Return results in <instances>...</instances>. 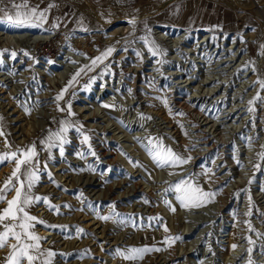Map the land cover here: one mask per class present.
Wrapping results in <instances>:
<instances>
[{"label": "rangeland", "instance_id": "374dc122", "mask_svg": "<svg viewBox=\"0 0 264 264\" xmlns=\"http://www.w3.org/2000/svg\"><path fill=\"white\" fill-rule=\"evenodd\" d=\"M89 1L87 3L96 6L95 13L91 14L93 11L87 9L82 10L78 4L68 0H29L31 5H39L40 8L49 3L56 4L57 7L52 9L53 16L51 14L54 20L64 16L61 11L63 8L68 12L64 17L69 18L72 24L69 22L64 25L62 22L58 29L50 33L52 35L61 33L60 36L48 44L40 45L42 48L36 52V58L38 57L40 63L49 62L50 67L58 65L62 68L59 70L62 73L68 66L76 65L72 62L74 60L65 64L70 57H81V61L89 63L90 58L97 56L93 46L98 49L107 48L110 45L106 42L109 40V34L117 26L123 25L124 21L127 22L126 16L141 15V18H137L139 22L135 33L124 37L118 36L111 44L115 46L116 51L104 62L101 69L93 71L78 85L73 84L60 100V108L67 109L68 104H71L74 116H69L66 110L55 113L52 105L47 108L48 105L39 101L43 92L36 90L38 84L33 82L31 87L27 88L26 84L21 82L22 79L27 81L29 78L27 75L30 73L29 70H26V73L21 71L23 68L21 60L16 58L10 61L0 54V60H3V65L0 66V83L7 86L8 90L15 91L16 101L27 110L25 114L36 129L42 132L36 148L41 166L43 167V163L47 161V169L40 173V181L33 192L35 195L48 196L52 204L60 207L57 213L55 210H49L47 205L37 203L31 211L42 213L40 219L46 221L48 225H56V227L44 225L45 230L54 234V239H48L49 237L46 239V244L53 246V251L57 253L53 264H82L81 261L86 264H246V249L249 247L246 237L249 236L256 241L252 253L256 264H264V255L260 254L264 238L256 235L264 233V215H261L264 213V161L257 155L264 151L261 148V145H264V124H261L264 110L258 101L254 106L255 112H248V101L252 98H247L246 89L238 91L245 72L237 68L231 69L232 71L222 69L225 84L230 86L222 90L224 92L222 99H219L221 93L210 94L211 97L208 98V87L203 82L213 70L219 73L221 67L209 68L212 64L208 62V52L204 48L196 47L194 53L192 47L183 48L181 42L172 47L176 49L173 50L176 53L166 51V55L152 56L147 46L139 39L147 36L151 40L154 39L162 50L169 48L160 39L150 35L145 28V25L150 29L152 26H169L157 22L154 16L150 17L148 8L161 3L160 0ZM167 1L172 3L177 0ZM9 3L10 0H4L2 7L8 6ZM248 3L250 0H245V4ZM230 5L234 6L232 3ZM48 23L45 28L51 26ZM170 27L189 31H210L174 25ZM85 28L88 30L84 31ZM259 30L264 31V19L259 15L248 18L241 29L255 37ZM218 33H222V30ZM78 35L84 38L91 35V38L86 44H80L76 41ZM61 41L63 44H60ZM165 41L168 43L171 40ZM19 43L22 47L30 46L26 40L22 42L20 40ZM223 48H226L224 43L221 44V49ZM73 49L78 50L76 55L72 53ZM137 50L141 51L144 63L141 62L142 57L136 56ZM254 50L257 54L260 47L256 46ZM41 55L43 58L39 57ZM118 64L124 69L123 78L119 76L120 71L112 72V68ZM105 65L112 67L109 74L101 77ZM130 65L139 67L138 74L142 75V78L131 79ZM151 68L154 69L145 70ZM35 69L42 71L39 66ZM68 74L70 79L71 72ZM233 75H238L240 79L232 86L230 81L234 80ZM55 76L52 74L50 78ZM93 77L96 78L94 83ZM154 77L159 78L158 85L155 81L152 82L155 80ZM163 78L167 80L163 81ZM143 79L152 81L150 84L148 82L143 84ZM42 84L45 89L46 83L42 81ZM135 84L134 90L131 86ZM59 85L61 91L67 83L62 80ZM174 92H177L185 105L182 115H178L179 112H176L170 101ZM261 95L263 96L264 92H261ZM164 96L165 98L167 96L172 112L169 114L174 115V121H170L172 118L166 115V111H161L165 110ZM237 100L240 102L233 107L231 104ZM77 107L84 108V112L77 111ZM192 109L199 110V114L203 111L200 117L208 118L209 123L207 121L203 123L201 119L198 121L201 125L209 124L201 127L200 131L202 134L206 131L205 135L211 144L204 145L203 138L196 135L199 132L193 129V123L189 120ZM231 111L234 113L231 114ZM12 113L9 111L7 114L10 119L15 118ZM83 115H92L96 120H84ZM63 120H70L76 126L83 125L82 132L90 137L91 149L88 144L82 143L83 136L80 133L76 130L69 131L68 143L64 145V155H60L58 146L53 147L52 159L49 160V152L44 150L45 145L38 143L47 133L57 132V127ZM12 124L14 127L15 122ZM13 134H16V137L20 136L18 129L14 130ZM157 140L162 141L164 147H170L179 155L190 156L192 159L189 163L175 168L158 167L149 154V149L154 147ZM213 145L218 151H213ZM8 150L0 147V152ZM91 151L96 155H91ZM103 152H108L109 156L104 157ZM77 153H84V158ZM8 164L10 162L0 165V184L8 176L6 169ZM255 164H260L261 167L254 168ZM89 165L95 171L88 170ZM49 172L52 174L51 177L48 175ZM186 178L198 182L205 191L217 192L214 202L200 208L182 207L176 199L178 193L171 186ZM249 179L252 180L251 184L248 183ZM226 193L230 196L229 201ZM113 204L114 209L111 207ZM3 205L0 204V208L4 207ZM172 208L176 211L173 212ZM249 211L252 214L245 215ZM107 215H112V219L108 221L98 219V216ZM245 221H250L256 232H249ZM90 222L94 223L93 231L85 227V223ZM165 226L169 231H164ZM38 227L37 224L36 229ZM77 227L83 228L85 232L77 234ZM233 228L235 240L230 243L228 235ZM177 236L181 239L175 240L170 246L164 242L166 237ZM233 244L238 245L236 251L231 247ZM145 246L161 250L147 252L142 259L135 261L124 260L116 254L117 249L123 251Z\"/></svg>", "mask_w": 264, "mask_h": 264}, {"label": "bare ground", "instance_id": "6f19581e", "mask_svg": "<svg viewBox=\"0 0 264 264\" xmlns=\"http://www.w3.org/2000/svg\"><path fill=\"white\" fill-rule=\"evenodd\" d=\"M68 1H72V3L74 2V3L78 4L82 8V10L87 9L89 11H93V12H91V14L95 13L97 11L96 6L92 5L91 3H87L86 0H68ZM212 1L213 2L222 3V4H226L225 6L230 7L228 9H231V10H233L235 12L234 13L235 15H233V13H229L228 12L227 13V17H231L232 16L234 19L239 18L240 25L236 24L237 27L235 26L237 31L233 32V31H231V29H234V28H230L226 32H222V33L211 32V31H209V32H200V31H189V30H184V29L170 27V26H156V27L152 26L150 35L152 34L156 38L160 39V41L164 45L169 47V48H166V51H171L172 52L173 50H176V49H173L172 47L173 46H177V45H179V43L183 42L181 46H183V48L184 47H192V49L195 51L194 53H196V50H195L196 47H199V46L204 48L205 51L208 52V57H209L208 62L210 64H212L209 68L212 67L213 69H215V68H218V67L220 68L221 67V71L219 70L220 71L219 73H217V71L213 70L212 74H208L206 76L207 77L206 81L203 82V84L205 83L206 86L208 87V90H207V93H208L207 97L208 98L211 97V95H213L215 93H221L219 95V96H221V97H219V99L223 98L222 94L224 92H222V90L224 88L229 87L230 84H225L226 80H224L225 76H223V74H222V69H223V71H226V70L230 71L233 68L241 69V71L243 73L245 72L244 73L245 77L243 76V79L240 81L238 91H243L244 89H246L247 90V95H248L247 98H249V99L253 98L256 95L257 91L259 90V85L252 86L253 82L257 79L258 75L261 78H264V55H261L260 51L256 54V52L254 50V48H256V46H259L260 44H264V31L259 30L258 34L255 37L252 33L243 32V31H241V29H242V26L244 24H246L248 18H252V17H255V15H259V16H261V18L264 19V0H250V3H248V4H245V0H212ZM246 1H249V0H246ZM231 3L234 6L230 5ZM164 5H167V3L164 4ZM163 8H165V7L163 6V7H161V9H156V11L159 10L160 12H162V10H164ZM150 11H152V9ZM154 11H155V9H154ZM99 13H100V11H99ZM105 13H107V12H105ZM154 14H155V12H154ZM96 16H97V14H96ZM129 17L132 18L133 16L132 17L131 16H126V21H128L130 19ZM135 17L136 18H139V17L141 18V15H137ZM228 20H230V19L228 18ZM124 22L122 23L123 25L117 26L115 29H113V32L111 34H109V40L106 41L107 43H110V45H108V46H113L111 44L114 42V40L118 36L124 37V36H129V35H132L133 33H135V30H136V27H137V24H138L139 20L137 19V23L135 25V30H133V26L131 24H129L127 22L124 23ZM126 23H127V25H126ZM60 34L61 33H55L54 35H52L50 33L44 32L43 30L38 29V28H19V29H17V28H13V27L9 26L6 23H0V54L3 55V56H6L10 61H13L14 59L11 57V52L15 51L17 53L15 59L19 58L21 60L22 66L24 68V70L22 68L21 71H24V73H26L25 72L26 70L30 71V73L27 75V76H29V78H27V81L25 79H22V80L19 79V80H21V82L23 84H26L27 88L31 87V83L36 82V85L38 84L36 90H38L39 92H43V95L40 96L39 101L43 102V104H45V105H48L47 108H49L50 105H52V108H54L55 111H56L55 113L60 112L57 109V102L55 100V97L58 94V92H60V88H61L59 83H61L62 80H64V82L68 83V80H69L68 72L69 73L71 72V76H72V74H74L81 66L90 64V62L86 63L85 60L81 61V57H79V58H77L76 56H74L72 58L70 57L68 60L65 59L66 60L65 64L70 62V60H74L76 62L75 63L76 67L75 66H72V67L68 66V69L65 70L66 73L65 72L62 73V72L59 71L62 68L60 66H58V65H53V66L50 67L49 65L51 63H49V62H48V64H44L42 61L40 63V61L38 60V57L36 58L37 50H40V48H42V46H40V45H45V44H48V43L52 42L53 39L55 37H59ZM213 37H215V39H213ZM241 37L243 39H241ZM252 37H254V38H252ZM90 38H91V35H89V36H87L85 38L82 37L81 35H78V36H76L77 40L76 39L75 40L77 42H79L80 44H86V41L88 39H90ZM165 39H167V40L170 39L171 41L167 43L165 41ZM20 40H21V42H22V40L23 41L26 40L28 43H30L29 44L30 46L29 47L20 46V43H19ZM54 41H56V40H54ZM222 43H224V46L226 48L221 49V44ZM60 44H63V41H61ZM64 48H66L65 45H64ZM69 48H70V46H69ZM92 48L96 49L97 55H99L101 52H103L106 49V48H104V49L103 48H99L98 49V47H94V46ZM214 48H216V49L214 50ZM5 49H7L8 51H6V52L3 51ZM60 49H61V47H60ZM179 49H181V48H179ZM71 51H72V53H75V55H76V52L78 50L73 49ZM24 52H27L29 55L25 56ZM40 52H42V51H40ZM137 52L141 53L140 50H137ZM173 53H176V51H173ZM136 56H137V54H136ZM39 57L43 58L42 55L39 56ZM65 57H67V56L65 55ZM137 57L141 58L142 54L140 56H137ZM142 59L143 60H141V62L144 63V58L142 57ZM250 60L255 62V67L257 69L256 73H254L253 71H250L251 67H249L248 69H245L243 67L245 65V62L250 61ZM108 63H109V61H108ZM104 64L99 65L93 71H95L96 69L100 70L101 66L104 65ZM42 65H44V66H42ZM38 66L41 67L42 71H40V70L37 71L35 69V67H38ZM130 66L131 67L129 68V70H130L129 72H131L130 73L131 74V79L137 80L138 77L142 78V75L138 74V71H139L138 68L139 67L135 68L136 66H132V65H130ZM142 66L143 65H140V67H142ZM153 69L154 68L145 69V70L146 71H152ZM93 71H85V73H82L81 76L78 77V82H74V85H78L81 80H84L85 78H87V76L89 74H91ZM55 72H56V74H55ZM112 72L113 73L114 72H116V73L119 72V76L121 78H123L124 69L122 68L121 64H118L117 67L112 68ZM52 74H54L56 76L54 78H50V75H52ZM91 76L92 75H90V77ZM233 78H234V80L230 81L232 86H233V83L235 81H239L240 77H238V75L237 76L233 75ZM154 79L155 80H153V81L151 80V81L152 82L155 81L156 85H158V83H160L159 78H155L154 77ZM35 80H37V81H35ZM55 80H57V82H55ZM165 80H167V79L163 78V81H165ZM42 81L46 83L45 89H43L44 85L42 84ZM142 81H143V84H144V82H148L149 84L151 82L150 80H147V79L146 80L143 79ZM132 83H134V82H132ZM6 87L7 86H4V84L0 83V116H2L4 118L3 121H2V126H3V130L7 134L8 141L12 144L13 150H15L17 147L28 146V145L32 144L33 142H35L37 144V141L39 139H41L42 132H40V131H38L36 129V126L34 125V123H32L29 120L27 114H25V113H27L26 109L24 107H21V105L18 104V101H16V96H15V93H14L15 91L14 90H8ZM135 87H136V84L131 86L132 89H134ZM158 88L159 87H157V89ZM154 91H156V90H154ZM156 92H158V91H156ZM229 92H232V91H229ZM171 95H170L171 96L170 101H171L172 105L174 106V108L177 110L176 112L177 113L179 112L178 115H180L181 112L184 111L185 105L180 100L177 92H174ZM164 98H165V96H164ZM166 98H167V96H166ZM237 102H240V101L237 100L236 102H234L231 105H233V107H234V105H236ZM137 103H141V102H137ZM244 103H243V105H244ZM158 104H160V103H158ZM254 106H256V105H254ZM20 107H21V109H20ZM156 107H158V106H156ZM164 107H165V110L163 109L161 111H166L167 112L166 115H169L170 118H172V120H170V121H174V119H173L174 115L171 116L172 114H169V113H172L170 111V109H171L170 108V104L167 102V106H166L165 103H164ZM233 107H232V109H233ZM242 107H244V106H240V108H242ZM261 108L264 110V102H261ZM8 109H10L9 111L13 112L12 114H13V116H15V118H13V119L9 118V116L7 115L8 112H9ZM84 110L85 109L82 108V107H77V111H79V112H84ZM156 110H157V108H156ZM161 111H159V112H161ZM198 111L199 110H197V109H192L191 110L190 119L189 118L188 119L190 121H192L193 126H194L193 129L195 131L199 132V133L196 134L198 136V138H201V137L203 138V140H204L203 144L204 145L211 144V142L208 141L209 138L205 135L206 131H203V134L200 131L201 127L209 125L208 124L209 122L207 121L208 118L206 119V116H205V118L203 116L200 117L203 111L200 112L201 114H199ZM238 112H236V113H238ZM161 113H163V112H161ZM232 113H234V111H231V114ZM193 116H195V117H193ZM82 117L85 118L84 120H88V121H90V120H94L95 121L96 120L95 117H93L92 115L91 116L90 115H85V116L83 115ZM27 118H28V120H27ZM199 119H201V122H203V123L206 122V121L208 123H206V125H201L200 121H198ZM166 120H168V119H166ZM13 122H15L14 127L12 126ZM172 124H173V122H172ZM261 124L262 125L264 124V117H263V119L261 121ZM254 125L255 124H253V126ZM253 126H251V127H253ZM60 127H61V124L59 125V127H57L58 131H59ZM213 127H215V126H213ZM213 127H211V130L213 129ZM17 129H18V132H20V136L18 135L19 137H16L15 136L16 134H13L14 130H17ZM206 129L207 128H205V130ZM75 130H76L75 127L69 129L70 132L71 131L76 132ZM69 131H68V133H69ZM214 133H215V131H214ZM48 134L49 133H47L42 140L46 139ZM260 140H262V139H260ZM38 144H40V142ZM214 146L215 145L212 146L213 147L212 149H214L213 151H215V152L218 151V149L214 148ZM0 147H5L4 146V138L3 137H0ZM103 155H104V157H108L109 156L108 152L107 153L103 152ZM221 158H223V156H221ZM13 167H14L13 163L8 164V166L6 168L8 175H10ZM33 191L35 192V189H33ZM12 195H13V193L11 195H8V198L10 199ZM145 197H147V196H145ZM226 197H227V201H229L230 200V196L227 195V193H226ZM3 206L5 207L6 205H3ZM30 211H31V209H30ZM40 211H41V209H39V212ZM31 214L32 215H36L39 218H41V216H42V213L38 214V212L37 213H35V212L32 213V211H31ZM93 224L94 223H91V222L90 223H85V227L88 228V229L89 228L92 229ZM38 226L39 227L37 229L35 228V231L38 233V235H40L42 237H46V238L49 237L48 239H50V238L54 239L53 238L54 234L52 235V233L47 231V229L45 230L44 225L38 224ZM94 228H96V227H94ZM92 231H93V229H92ZM234 232H235V229L233 228L232 232H230V234L228 235V239H229L230 243L235 240L234 239L235 238V233ZM102 233H104V231ZM47 244H46V241H42V247L43 248L53 250V246H49ZM98 250H96V251H98ZM7 253H8V249L7 248L0 249V261L3 260V258L6 256ZM53 260H54V258H53ZM81 262H82V264H86L84 261H81Z\"/></svg>", "mask_w": 264, "mask_h": 264}, {"label": "snow or ice", "instance_id": "6c2138e0", "mask_svg": "<svg viewBox=\"0 0 264 264\" xmlns=\"http://www.w3.org/2000/svg\"><path fill=\"white\" fill-rule=\"evenodd\" d=\"M57 7L54 3H49L47 7L40 8L39 5H31L29 0H10V3L6 7H0V23H6L13 28H38L44 32L51 33L53 30L58 29L61 25L59 18L53 21L50 27L45 28L48 23L49 13L51 9ZM133 26L135 30V25L137 23V18L132 17L127 21ZM82 23V21H81ZM219 26H213L210 31H215ZM145 28L150 33L151 29L145 25ZM87 31L88 29H83ZM255 30V29H253ZM126 39V38H124ZM147 46L148 51L152 56L166 55V50H162L160 45L154 40H150L147 36H142L139 38ZM215 39V37H213ZM241 39H243L241 37ZM260 54L264 55V44H260ZM3 51H8L7 49ZM75 51V50H74ZM116 51L115 46H108L99 55L90 58V64L81 66L71 78L68 80L67 85L63 88L55 97L57 102V109L59 111H67L69 116H74L75 113L71 110V104L69 103L67 109L60 108L59 101L64 98V94L68 91V88L72 87L74 82H78V77L81 76L85 71H93L99 65L104 64V62ZM243 51V50H242ZM137 56L141 53L137 52ZM17 53L15 51L11 52V57L15 59ZM25 56L29 54L24 52ZM86 55V54H83ZM76 63L75 61H72ZM3 65V60H0V66ZM251 67V71L257 72L254 61L245 62L244 68L248 69ZM111 70V65H105L104 70L101 73V77L105 74H109ZM95 77L92 78V82H95ZM259 85V90L256 95L248 101L249 108L248 112L254 113L256 102H264V96L261 92H264V78L259 75L257 79L253 82L252 86ZM129 91H131L129 89ZM167 106V100H164ZM104 107H109V105H104ZM27 111V110H26ZM30 114V113H29ZM182 115V113H181ZM3 117L0 116V137L4 138V146L8 151L0 152V165L5 162H10L14 164V167L2 184H0V204L6 205L0 208V249L7 248L8 253L0 261V264H53V258L57 255L51 249H45L42 247V241H46V237L38 235L35 231L36 225L41 224L46 227H56V225H48L46 221L40 219L36 215H32L30 209L37 203H43L47 205L49 210H55L59 212V205L51 203L48 196L35 195L33 189L40 181V173L47 169V161L41 166V161L39 159V153L36 148V143L25 146L17 147L15 150L12 149V144L8 141L7 134L3 130L2 121ZM149 119H151L149 117ZM61 127L57 132H49L46 139L41 140L40 143L45 145L46 151L49 152L48 159L51 160V149L53 147H59L60 155H64V145L68 143L67 133L70 128L75 127L76 131L83 136L82 143L88 144L89 149H91V144L89 143L90 137L82 132L83 125H74L70 120H63L60 122ZM251 140V138H249ZM150 143H153L150 141ZM264 149V145H261ZM91 155L95 156L94 151L90 152ZM149 154L152 157L153 162L160 168L165 166L168 167H179L189 163L192 159L189 157H183L178 153L174 152L170 147H164L162 141L157 140L154 143V147L149 149ZM81 158H84V153H77ZM258 158L264 161V151L257 154ZM239 163V161H238ZM260 164H255L254 168L259 169ZM88 170L95 171L91 165H89ZM211 172V169L208 170ZM51 177V173H48ZM207 175V173H205ZM210 178V177H209ZM249 184L252 180L249 179ZM59 186V185H57ZM178 194L176 199L179 201L180 205L185 209L190 208H200L204 207L209 203H213L217 192L205 191L198 182L192 180L191 178L181 179L177 183L171 186ZM9 193H13L11 198H8ZM147 202V201H146ZM167 203V201H165ZM250 207L252 205L251 196L249 195ZM66 207H71L70 205H65ZM114 209L115 205H111ZM173 212L176 211L175 208L171 209ZM251 211L245 213V215L250 216ZM118 215V214H117ZM261 215H264L262 213ZM98 219L103 221H108L112 219V215L98 216ZM249 232H256V229L252 226L250 221H245ZM164 231H169L165 226ZM77 234H83L85 230L83 228L77 227ZM260 238H264V233H256ZM181 237H166L165 243L169 246L179 240ZM249 247L246 249L247 260L246 264H256L253 258V251L256 247V241H254L251 236L246 237ZM232 249L235 250L238 245L233 244ZM159 248H149L145 247H132L126 250H116V254L127 261H135L142 259L144 254L150 251H160ZM260 254L264 255V245L260 246ZM242 258V257H241ZM238 258V259H241Z\"/></svg>", "mask_w": 264, "mask_h": 264}, {"label": "crops", "instance_id": "0c3cea01", "mask_svg": "<svg viewBox=\"0 0 264 264\" xmlns=\"http://www.w3.org/2000/svg\"><path fill=\"white\" fill-rule=\"evenodd\" d=\"M58 1H62V0H58ZM160 1L161 3H157L155 4V6L151 5L148 8V10L150 11L151 8H153L152 9L153 12L150 11L151 13L150 17L154 16L156 18V21L161 24H167L169 26L174 25L176 27L190 28L195 30H200V29L209 30L212 29L213 26H219L218 28L215 29L214 32H218L221 30L222 32H226L230 28H234L231 29V31L234 32L236 31L235 26L237 27V25H240L239 18L234 19L232 16L227 17L228 12L233 13V15H235L234 14L235 12L231 9H228L229 7L225 6L222 3L213 2L212 0H179L168 4L167 0H160ZM17 2H19V0H17ZM3 3L4 0H0V7L3 6ZM166 3L167 5H164ZM163 6L165 8H163L164 10H162V12H160L159 10L156 11V9H161V7ZM43 7H47V5H44L41 8ZM63 9L61 10L63 11V15L64 16L68 15V12L64 11ZM73 13L74 15L76 14V12ZM51 14L53 16L52 9L49 13L50 16L48 19L49 22L48 25H51L54 21ZM64 16L60 19V21L61 23L64 22V25H66V23L71 22V20ZM228 18L230 20H228Z\"/></svg>", "mask_w": 264, "mask_h": 264}]
</instances>
